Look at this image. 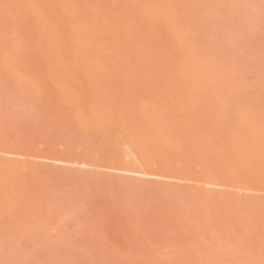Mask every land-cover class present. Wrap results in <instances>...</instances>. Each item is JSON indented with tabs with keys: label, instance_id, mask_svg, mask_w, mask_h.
Segmentation results:
<instances>
[{
	"label": "rangeland",
	"instance_id": "374dc122",
	"mask_svg": "<svg viewBox=\"0 0 264 264\" xmlns=\"http://www.w3.org/2000/svg\"><path fill=\"white\" fill-rule=\"evenodd\" d=\"M175 1L204 49L214 92L235 98H202L186 123L162 104L186 147L140 176L65 115L31 51L29 20L15 0H0V59L11 43L27 46L25 67L43 91L36 99L20 90L0 61V169L22 171L19 182L16 174L0 181V198L19 201L0 206V264H264V191L239 185L222 153L234 108L264 121V0ZM145 32L148 52H121L102 77L132 124L139 97L161 96L174 59L162 34L144 40ZM215 172L224 180L206 185Z\"/></svg>",
	"mask_w": 264,
	"mask_h": 264
},
{
	"label": "bare ground",
	"instance_id": "6f19581e",
	"mask_svg": "<svg viewBox=\"0 0 264 264\" xmlns=\"http://www.w3.org/2000/svg\"><path fill=\"white\" fill-rule=\"evenodd\" d=\"M15 2L32 26L31 51L42 63L44 79L65 115L79 131L101 140L136 175L149 173L155 159L165 153L179 155L185 150V139L176 132L162 104H168L186 123L188 115L201 107L202 98H235L232 90L227 94L214 92L204 49L175 0H108L103 5L84 2L83 6L76 0ZM143 29L147 37L144 40L162 34L174 59L170 71H166L164 85L159 87L161 96L139 97L134 110L138 123L132 124L120 108L111 105L117 103L102 77L121 52L130 58H141L142 53L148 52L146 46L151 41L141 43ZM9 46L0 59L3 70L20 90L39 98L43 92L41 82L25 67L27 46L21 42ZM222 150L230 175H235L239 185L264 191L263 120L248 108H234ZM8 166L0 169V181L10 182L15 174V180H20L22 171ZM219 177L216 172L209 174L204 183L218 184ZM9 198H0L2 209L3 204L8 206L6 210L19 204Z\"/></svg>",
	"mask_w": 264,
	"mask_h": 264
}]
</instances>
